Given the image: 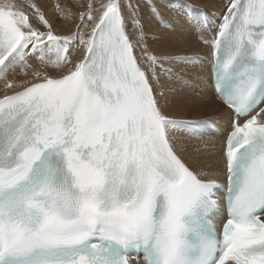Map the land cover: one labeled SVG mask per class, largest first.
Returning <instances> with one entry per match:
<instances>
[{
	"label": "snow or ice",
	"instance_id": "6c2138e0",
	"mask_svg": "<svg viewBox=\"0 0 264 264\" xmlns=\"http://www.w3.org/2000/svg\"><path fill=\"white\" fill-rule=\"evenodd\" d=\"M0 85V264H264V0H0Z\"/></svg>",
	"mask_w": 264,
	"mask_h": 264
},
{
	"label": "bare ground",
	"instance_id": "6f19581e",
	"mask_svg": "<svg viewBox=\"0 0 264 264\" xmlns=\"http://www.w3.org/2000/svg\"><path fill=\"white\" fill-rule=\"evenodd\" d=\"M37 2L41 4H46L45 2H53V0H37ZM68 2L69 1L67 0H61V3L64 4H69ZM70 2L75 3L76 0H71ZM82 2H86V0H82ZM223 2L224 0H187V3L189 4L209 11H216L220 9ZM49 14L51 15V10H49ZM58 27L64 28V25L58 24ZM204 35L208 36L210 35V33H204ZM154 46L157 47L158 51L167 50L173 55L191 56L192 53H202L206 51L201 40L195 34V31H189L185 36L179 39L174 36H169V38L165 40L162 44H154ZM176 70L177 73L184 77L186 81L193 83L199 91L200 89H202V94L206 97V103L203 102L194 109L186 110L184 112L179 113L178 115L180 116V118L189 119L193 117L196 119L190 121L210 120L214 121V125L219 127L220 129H226V109H224V107L216 99L211 90L210 85L208 84L209 65L207 60L205 59L203 61H200L198 63V66L193 65L191 63L182 62L176 65ZM16 79H23V76L18 75ZM0 89H2V85H0ZM210 116H212V119L210 118ZM222 140L223 138L220 139V137H215L214 135L202 136L199 140L194 139L189 142V150L191 151L197 146L202 147L204 144H211L213 142ZM185 156L187 158L188 154L186 153Z\"/></svg>",
	"mask_w": 264,
	"mask_h": 264
},
{
	"label": "rangeland",
	"instance_id": "374dc122",
	"mask_svg": "<svg viewBox=\"0 0 264 264\" xmlns=\"http://www.w3.org/2000/svg\"><path fill=\"white\" fill-rule=\"evenodd\" d=\"M67 1H69L68 3H71V2H70L71 0H67ZM45 3H46V4H51L52 2H45ZM193 54H195V53H192V55H193ZM198 63H199V62H198ZM198 63H196L195 65L198 66ZM201 88H202V87H201ZM199 89H200V88H199ZM201 90H202V89H200V91H201ZM201 93H202V91H201ZM205 98H206V97H205ZM211 102H212V101H211ZM204 103H206V102L204 101ZM193 116H195V115H193ZM210 118L212 119V116H210ZM193 119L196 120V119L193 118V117H192V118H189V119H187V120H193ZM220 139H222V138H220Z\"/></svg>",
	"mask_w": 264,
	"mask_h": 264
}]
</instances>
